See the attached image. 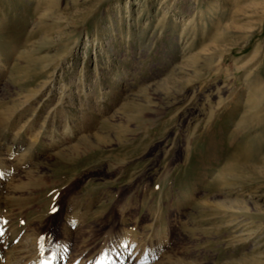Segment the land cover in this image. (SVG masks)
Returning <instances> with one entry per match:
<instances>
[{"label": "rangeland", "instance_id": "rangeland-1", "mask_svg": "<svg viewBox=\"0 0 264 264\" xmlns=\"http://www.w3.org/2000/svg\"><path fill=\"white\" fill-rule=\"evenodd\" d=\"M59 252L264 264V0H0V264Z\"/></svg>", "mask_w": 264, "mask_h": 264}, {"label": "bare ground", "instance_id": "bare-ground-1", "mask_svg": "<svg viewBox=\"0 0 264 264\" xmlns=\"http://www.w3.org/2000/svg\"><path fill=\"white\" fill-rule=\"evenodd\" d=\"M122 245V244H120ZM115 246V245H114ZM118 246V245H117ZM116 247V246H115ZM119 248V247H118ZM114 249V248H113ZM118 250V249H117ZM116 250V251H117ZM115 252V251H114ZM59 254H63L61 252H59L58 254H55L53 257L51 258H46L47 256H45L43 259H42V264H57L58 261H60V258H59ZM120 257L122 260H124V262L126 261L125 258L123 257V253L120 252ZM119 261V260H117ZM122 262V261H121ZM114 264H120V262H115Z\"/></svg>", "mask_w": 264, "mask_h": 264}]
</instances>
